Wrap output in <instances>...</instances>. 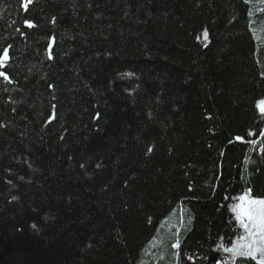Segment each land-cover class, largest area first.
Listing matches in <instances>:
<instances>
[{
	"label": "trees",
	"instance_id": "trees-1",
	"mask_svg": "<svg viewBox=\"0 0 264 264\" xmlns=\"http://www.w3.org/2000/svg\"><path fill=\"white\" fill-rule=\"evenodd\" d=\"M22 3L0 0V264L225 260L232 206L264 199V0Z\"/></svg>",
	"mask_w": 264,
	"mask_h": 264
},
{
	"label": "snow or ice",
	"instance_id": "snow-or-ice-1",
	"mask_svg": "<svg viewBox=\"0 0 264 264\" xmlns=\"http://www.w3.org/2000/svg\"><path fill=\"white\" fill-rule=\"evenodd\" d=\"M35 0H23L22 8L24 11L30 10V5H32ZM53 25L56 24V18L53 17L50 21ZM15 23V22H13ZM24 26L27 29L38 28L33 20L25 19ZM17 32H21V35H26L25 32L21 31L20 28L16 29ZM202 42H206L209 39V32L207 29H204L202 32ZM198 40L201 39V36L197 37ZM49 44L46 49L47 58L49 60L54 59L53 47L56 43L55 35L48 37ZM207 47V44H204ZM13 45L9 44L6 47L0 48V69H7L10 67V62L13 59L10 55ZM126 75H133L132 73H127ZM0 78H2L8 84H12L15 81L11 78L8 71L0 70ZM49 88H55L54 84H49ZM55 99V96H53ZM56 104L51 105V115L47 118L48 123H51L53 120L57 119L56 116ZM256 107L259 113L264 116V98L256 101ZM15 111V109H13ZM95 119H100V113H96ZM250 135H255V133H249ZM264 135V133H261ZM63 139V137H61ZM241 137H236V140H241ZM249 143L255 144L256 141H250ZM154 145H149L146 148V154H151L154 151ZM83 167V165H81ZM100 167V165H97ZM11 183V181H9ZM251 189H248L239 199V203L232 206V211L235 213V218L238 221L241 228L244 229V234L232 243L230 247H226L222 244L217 245L218 249L229 254V256L223 261H217V264H236L238 260H254L257 264H264V199L253 198L250 196ZM16 199V197H13ZM190 223V220H189ZM32 227L35 229L36 225L33 224ZM91 246V245H89ZM174 249L180 248V240L176 239V242L172 245ZM176 255L179 256V252H176ZM189 260H192L193 257L189 256Z\"/></svg>",
	"mask_w": 264,
	"mask_h": 264
},
{
	"label": "rangeland",
	"instance_id": "rangeland-1",
	"mask_svg": "<svg viewBox=\"0 0 264 264\" xmlns=\"http://www.w3.org/2000/svg\"><path fill=\"white\" fill-rule=\"evenodd\" d=\"M237 203H239V199H238V200L235 202V204H237ZM235 204H234V205H235ZM243 234H244V229H243V228H241V235H240V236H242ZM240 236H239V237H240ZM237 239H238V238H237ZM237 239H236V240H237ZM236 240H234V241H233V243H234V242H236ZM228 256H229V254H228ZM223 258H225V259H226V257H225V256H224Z\"/></svg>",
	"mask_w": 264,
	"mask_h": 264
}]
</instances>
